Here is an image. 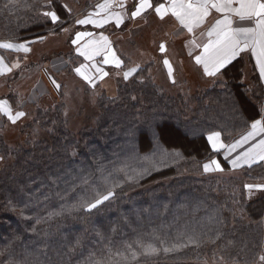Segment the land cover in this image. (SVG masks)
Here are the masks:
<instances>
[{
	"label": "trees",
	"instance_id": "obj_1",
	"mask_svg": "<svg viewBox=\"0 0 264 264\" xmlns=\"http://www.w3.org/2000/svg\"><path fill=\"white\" fill-rule=\"evenodd\" d=\"M80 1L66 0L73 9ZM43 2L15 0L12 5L0 0V40L47 36L51 26H44L36 13ZM243 65H231L223 84L216 82L194 95H170L149 75L150 63L127 81L107 80L98 95L96 121L88 120L78 133L70 128L66 103L56 101L39 107L26 123L35 133L28 131L25 146L9 147L0 136V262L11 253L10 259H26L27 264H87L90 254L100 259L101 250L105 255L109 248L123 250L126 243L155 230L169 240L193 231L213 238L218 231L220 238L211 243L203 237L199 247L140 257V264H214V253L229 257L228 264H256L264 250V194L249 199L245 185L264 180V162L245 165L238 175H223L233 169L221 155L216 158L224 167L222 174L206 175L202 168L207 160L203 135L223 128L224 135L231 132L238 138L244 120L264 104L258 76L252 77L254 87L241 82ZM152 122L163 147L180 157L153 155L151 138L139 131ZM38 123L42 132L35 127ZM125 165L129 174L133 169L149 171L127 180L115 171ZM109 172V179L121 184L111 202L92 213L50 216L77 203L81 176L102 187ZM210 215L215 219L210 221Z\"/></svg>",
	"mask_w": 264,
	"mask_h": 264
},
{
	"label": "snow or ice",
	"instance_id": "obj_2",
	"mask_svg": "<svg viewBox=\"0 0 264 264\" xmlns=\"http://www.w3.org/2000/svg\"><path fill=\"white\" fill-rule=\"evenodd\" d=\"M9 3L15 5V0H9ZM5 7L7 8L8 5ZM36 13L44 26H51L50 35H58L62 32L69 37L77 56L82 57L84 61L73 71L93 89L111 75L110 71L106 70V66L116 70V74L122 75L125 81L143 71L140 65L129 67L126 64L114 47L113 41L104 34V30L108 26L118 29L127 27V22L135 25H139L141 21L148 23V17L153 15L165 23L174 20L178 27L176 32L171 34L173 37L186 32L183 48L189 50V56L193 55V51L199 50L194 60L196 65L202 68L204 76L214 78L215 81L223 84L221 78L227 74L229 66L237 60H243L247 55L254 60L258 79L264 81V0H102L93 5L91 11L81 16L74 15L72 5L66 0H44L40 8L36 9ZM77 25H90L101 31H78L75 30ZM46 38L43 35L34 39L13 35L0 40V77L14 76L15 70L26 67L29 54L33 51L32 45L42 43ZM158 48L161 53H167L165 43H160ZM12 54L15 58L9 59V55ZM163 65L167 69L169 79L175 84L172 63L164 58ZM49 79L57 91L63 87L55 78L50 76ZM30 99L34 101L35 97ZM24 104L22 95L0 97V121L6 120L15 126L18 122L26 120L28 113L23 110ZM248 121L251 123L249 124ZM244 124L245 129L239 134V138L233 136L231 132L224 135L226 129L223 128L209 130L203 135L204 151L207 156L206 162L202 164L205 173L224 172V167L216 158L221 155L232 169L244 165L251 168L253 164L264 162V104L250 114L244 120ZM139 131L145 137L151 138L149 147L154 156L157 154L162 158L181 156L179 152L169 153L163 147L154 122L147 123ZM132 134L135 135V131ZM240 149L243 150L238 151ZM135 152L133 146L134 158H138ZM2 159L3 157H0V160ZM144 159L147 160L148 157ZM100 167L103 171V165ZM152 167L155 168V164ZM126 169L127 165L115 171L123 172L127 180L142 178L149 171L147 168L142 172L133 169V174H129ZM112 175L109 172L103 177L102 187L94 186V181H90L89 177L81 176L82 195L79 196L77 203L62 206L60 212L50 213V216L60 215L63 212L92 213L93 210H99L106 202L116 198L115 189L121 187L120 183L109 179ZM245 187L249 191L264 190V184H248ZM21 215H24V209H21ZM24 218L29 219V217ZM208 219L211 221L215 217L210 215ZM203 237L215 243V240L220 238V234L217 231L213 238L206 232L193 231L182 233L175 240H169L157 235L154 230L147 237L141 235L131 243H126L123 250L113 251L109 248L106 255L101 250L100 259H94L95 254H90L87 264H132V262L140 264V257H155L161 252L174 253L189 245L199 247L205 242ZM147 239L152 242L146 243ZM76 243L79 244V240ZM213 255L214 264H228L229 257L221 255L217 258L215 253ZM11 256L12 254L8 253L0 264H27L26 259L16 261L10 259ZM232 264H237V261L233 260ZM256 264H264V254L258 256Z\"/></svg>",
	"mask_w": 264,
	"mask_h": 264
},
{
	"label": "rangeland",
	"instance_id": "obj_3",
	"mask_svg": "<svg viewBox=\"0 0 264 264\" xmlns=\"http://www.w3.org/2000/svg\"><path fill=\"white\" fill-rule=\"evenodd\" d=\"M92 1L94 0H81L79 2L80 5L78 3L74 4V9L76 12H79L82 8L88 6H85L86 2L90 4ZM81 27L82 26L77 25L75 26V30L81 29ZM172 29L173 25L170 21L165 23L150 18L148 19V23L141 21L139 25L127 24V27L119 29L108 26L107 29L104 30V34H107L109 38H111V34L120 31L116 35H113V39L111 40L117 52L130 60V64L128 61L126 62L129 67L135 65L143 67L151 62L158 61L153 64L149 70V75H151L153 81L167 94L175 95L178 93H185L186 95H194L203 92L202 90L207 89L216 81L211 78L205 79L190 58L178 56V53L182 52V40L172 37L170 33ZM92 31L99 32L101 30L92 28ZM122 31L124 32L122 33ZM160 43H165L167 48L172 49V56L179 69L178 73L176 70L177 68L175 69V66L172 64L174 68V78L176 80L175 84L169 79L167 69L163 65L162 57H165L166 53L162 54L160 52V57L159 59L157 58V49ZM32 46L33 54H29V61L27 60L26 67H23L22 70H15L16 74L11 76L10 79H8V77V80L0 77L3 80L0 83V86H2L0 88L1 93L5 94V96L22 95L25 100L24 111L28 113V118L26 120L18 122L15 126H11L8 122V125L1 130L4 134L2 138L9 147L17 148L27 144L29 137L28 131L32 129L25 128V125L37 116L39 107H44L47 103L54 104L56 101L59 103H66L64 109L65 114L70 122V128L75 133H78L88 120L93 118L92 123H94L97 119L96 116L99 115L98 95L101 90L102 82L93 89L80 77L76 76L74 72L71 74L66 72L65 66L68 63L66 54L70 56L71 52L76 53L74 46L70 43L69 37L62 32L58 35L48 34L47 38L42 43H35ZM14 58V54L9 55V59ZM75 67L74 65V68ZM243 69L246 73L241 82L253 83L251 80L252 73L247 62L243 65ZM106 70L110 71V77L122 79V75H117L116 70L108 66H106ZM51 73L56 74L57 77H55L64 85L60 92L53 87L49 80L48 74ZM225 78L226 77H223L222 80H227ZM112 80L113 82L116 81L113 78ZM31 97H35V100H31ZM58 98L61 99L59 100ZM35 127L40 132L43 131L42 124H35ZM34 130L35 129H33L32 132H34ZM34 133H31V135ZM205 174L214 175L222 173L209 172ZM238 174V172H231L230 174L225 173L223 175ZM249 184L261 185L264 184V180L251 181ZM262 191L264 192V190ZM246 194L249 199L262 195L260 189H253L252 191L247 189ZM262 254H264V250Z\"/></svg>",
	"mask_w": 264,
	"mask_h": 264
},
{
	"label": "crops",
	"instance_id": "obj_4",
	"mask_svg": "<svg viewBox=\"0 0 264 264\" xmlns=\"http://www.w3.org/2000/svg\"><path fill=\"white\" fill-rule=\"evenodd\" d=\"M98 2H102V0H94V1H92L87 7H84V8H82L79 12H77L75 15L76 16H81L82 14H87V12L88 11H91L92 10V6L93 5H95L96 3H98ZM156 19L157 21H159L158 20V18H156L154 15L153 16H150V17H148V19ZM171 22L172 23V25H173V29L170 31V33L172 34V33H174V32H176V30H177V27H178V25H176V23L174 22V20H168L167 22ZM161 22V21H160ZM127 24H129V25H132L133 23L132 22H127ZM92 26H90V25H85V26H82L81 27V29H76V30H78V31H83V30H87V31H92ZM120 31H118L117 33H119ZM124 31H122V33H123ZM117 33H114V34H111V38L110 39H113V35H116ZM107 35V34H106ZM186 32H184V34H182V35H180V36H177V37H173L174 39L176 38V39H181L182 40V52H180V53H178V56H185V57H187V58H190L191 59V61L193 62V64L196 66V68H198L199 70H200V72L203 74V70H202V68L200 67V66H198V65H196V63H195V60H194V56L195 55H197V54H199V50H195V51H193V55L192 56H189L188 55V49L187 48H183V42L185 41V37H186ZM48 36V35H47ZM46 36V37H47ZM108 36V35H107ZM169 47V46H168ZM32 49H33V46H32ZM117 50V49H116ZM158 51V52H157ZM157 58L159 59V53H160V51H159V48L157 49ZM33 52V51H32ZM30 53V55L31 54H33V53ZM71 55L70 56H68L67 54H66V56H67V59H68V63L66 64V72L67 73H69V74H71L72 72H74L73 71V69H74V65L77 67V66H79V64L80 63H82V62H84L83 61V58L82 57H79V56H77V54L76 53H74V52H71L70 53ZM119 54V53H118ZM163 54V53H162ZM22 55V54H21ZM119 55H121V54H119ZM163 56V55H162ZM121 57H122V59H124L126 62L128 61V63L130 64V60H128L127 58H125L123 55H121ZM163 59L164 58H167V59H169V61L175 66V69L177 70V72L179 73V69H178V66H177V64H176V62H175V60H174V58H173V56H172V49L171 48H167V53H166V56L165 57H162ZM161 58V59H162ZM192 58H193V60H192ZM29 61V60H28ZM163 61V60H162ZM238 61H244V64L247 62V65L249 66V68H250V71H251V73H252V77L255 75V76H258V72L255 70V68H254V60H252V59H250V57L249 56H247V55H245L244 56V59L243 60H237V61H235L234 63H236V62H238ZM31 62V61H30ZM158 62V61H157ZM157 62H151L152 64H155V63H157ZM150 64V63H149ZM231 66V65H230ZM229 66V67H230ZM68 67V68H67ZM244 70V69H243ZM47 72V71H46ZM245 71L243 72V79H244V75H245ZM49 75V77L51 76V77H53V78H55L56 79V81L57 82H59V83H61L60 82V80L58 79V78H56L57 77V75L56 74H48ZM56 76V77H55ZM11 77V76H10ZM10 77L8 78V77H2V78H4V79H6V80H8V79H10ZM203 77L205 78V79H207V78H210V77H206V76H204L203 75ZM252 77H251V80H252V82H253V79H252ZM2 78H0V83L3 81L2 80ZM8 78V79H7ZM112 78L113 79H115L116 80V78L115 77H106L105 78V80L102 82V85H101V90L99 91V94L100 93H102V87H104V82L105 81H107V80H111L112 82H113V80H112ZM223 78V77H222ZM221 78V79H222ZM258 78V77H257ZM211 79H214V78H211ZM50 80V79H49ZM258 81H259V84H260V86L264 89V81H260L259 79H258ZM42 82V81H41ZM50 82H51V80H50ZM217 82V81H216ZM215 82V83H216ZM52 83V82H51ZM40 84V83H39ZM62 84V83H61ZM246 84H248L250 87H254L255 85H254V82L253 83H246ZM38 85V84H37ZM36 85V86H37ZM63 85V84H62ZM213 85V84H212ZM211 85V86H212ZM43 86V85H42ZM64 86V85H63ZM2 86H0V88H1ZM8 87V86H7ZM9 88V87H8ZM63 88V87H62ZM62 88L58 91V92H60L61 90H62ZM6 92V91H5ZM12 96V95H11ZM0 97H9V96H5V94H2L1 93V91H0ZM25 108H24V106H23V110H24ZM6 125H8V122H6V120H4V121H0V136H3L4 134L1 132V130L6 126ZM11 126H13V125H11ZM238 138H239V136H238ZM245 147H247V145L245 146ZM243 149H240V150H238V151H242ZM233 156H235V153H233ZM231 158V157H230ZM224 160V159H223ZM225 161V160H224ZM228 165H229V167L231 168V165L227 162V161H225ZM245 166V165H244ZM237 169H240V168H237ZM237 169H233L231 172H236L237 171ZM230 172V173H231ZM261 193H262V195L264 194V192L261 190Z\"/></svg>",
	"mask_w": 264,
	"mask_h": 264
}]
</instances>
